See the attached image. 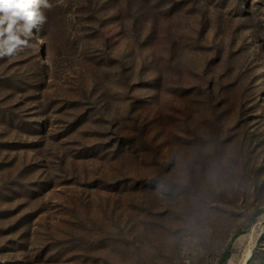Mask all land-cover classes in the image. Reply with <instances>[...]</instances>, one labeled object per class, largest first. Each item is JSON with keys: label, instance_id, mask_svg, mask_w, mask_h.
<instances>
[{"label": "rangeland", "instance_id": "rangeland-1", "mask_svg": "<svg viewBox=\"0 0 264 264\" xmlns=\"http://www.w3.org/2000/svg\"><path fill=\"white\" fill-rule=\"evenodd\" d=\"M50 2L0 59V264H218L242 230L264 264V0Z\"/></svg>", "mask_w": 264, "mask_h": 264}, {"label": "clouds", "instance_id": "clouds-1", "mask_svg": "<svg viewBox=\"0 0 264 264\" xmlns=\"http://www.w3.org/2000/svg\"><path fill=\"white\" fill-rule=\"evenodd\" d=\"M50 0H0V59L32 47L33 29L46 23Z\"/></svg>", "mask_w": 264, "mask_h": 264}, {"label": "trees", "instance_id": "trees-1", "mask_svg": "<svg viewBox=\"0 0 264 264\" xmlns=\"http://www.w3.org/2000/svg\"><path fill=\"white\" fill-rule=\"evenodd\" d=\"M245 230L240 231L239 233H237L233 240L230 242L228 249L226 250V252L224 253L221 261L218 264H225V263H230L232 256L234 254V250H236V247L234 245H236L235 243H237V245L241 242L243 235H244ZM231 264V263H230Z\"/></svg>", "mask_w": 264, "mask_h": 264}, {"label": "bare ground", "instance_id": "bare-ground-1", "mask_svg": "<svg viewBox=\"0 0 264 264\" xmlns=\"http://www.w3.org/2000/svg\"><path fill=\"white\" fill-rule=\"evenodd\" d=\"M251 254V253H250ZM249 252L247 250V252L245 253V255L243 256V259L241 260L240 264H245L246 263V259L248 258Z\"/></svg>", "mask_w": 264, "mask_h": 264}]
</instances>
